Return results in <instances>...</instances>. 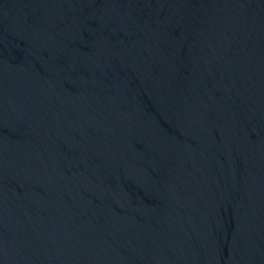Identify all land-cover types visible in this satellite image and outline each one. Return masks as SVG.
I'll use <instances>...</instances> for the list:
<instances>
[{"label": "water", "instance_id": "95a60500", "mask_svg": "<svg viewBox=\"0 0 264 264\" xmlns=\"http://www.w3.org/2000/svg\"><path fill=\"white\" fill-rule=\"evenodd\" d=\"M0 264H264V44L0 0Z\"/></svg>", "mask_w": 264, "mask_h": 264}]
</instances>
